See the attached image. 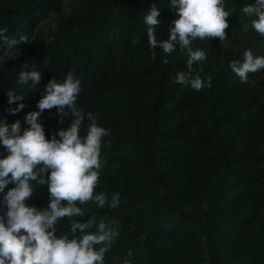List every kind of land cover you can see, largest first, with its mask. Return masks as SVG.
<instances>
[{
  "label": "trees",
  "instance_id": "1",
  "mask_svg": "<svg viewBox=\"0 0 264 264\" xmlns=\"http://www.w3.org/2000/svg\"><path fill=\"white\" fill-rule=\"evenodd\" d=\"M251 2L226 0V40L192 41L207 54L193 68L212 84L197 91L175 82L178 71H187L184 51L156 48L153 57L147 43L143 17L153 3L160 8L157 39L167 38L175 16L169 0H0V27L17 38L12 48L25 54L10 62L7 47L0 48V118L26 127L24 116L40 111L43 86L71 71L81 80V136L92 122L88 113L109 130L95 191L109 199L119 192V205L86 202L83 215L58 218V235L68 231L70 220L103 219L120 231L106 264H264V69L241 82L229 67L246 48L264 55V35L242 11ZM49 19L54 28L33 41ZM28 57L41 81L24 86V99L9 105L6 94L20 88L17 75ZM16 103L25 107L9 114ZM71 119L54 107L40 111L38 123L47 139ZM48 202L47 185H37L26 201L38 209ZM95 230V224L88 229Z\"/></svg>",
  "mask_w": 264,
  "mask_h": 264
},
{
  "label": "clouds",
  "instance_id": "2",
  "mask_svg": "<svg viewBox=\"0 0 264 264\" xmlns=\"http://www.w3.org/2000/svg\"><path fill=\"white\" fill-rule=\"evenodd\" d=\"M225 3L226 0H169L168 7L174 10L175 16L166 39H157L153 27L160 24L157 19L160 8L154 3L148 8L143 19L151 55L156 56V48L167 54L179 47L188 57L187 71H178L175 82L197 91L212 86L210 76L202 77L193 68L207 58L205 50L191 45L197 37L226 40L225 18L230 13ZM242 11L252 17L253 30L264 35V0H252ZM7 32L6 26L0 27V48L7 47L10 59L14 58L16 50L12 45L17 43V38L9 37ZM18 39L25 43L28 40L25 35ZM163 62H168L167 57ZM24 65L27 69L28 65ZM229 67L241 82H246L249 73L264 69V55H256L251 48H246L242 59L230 61ZM25 69L17 75L16 83L20 88H11L6 94L9 105L24 99V86L35 87L41 81L35 65L31 70ZM43 89L45 94L38 100L37 109L55 107L58 114L72 119L46 139L44 127L38 123L40 111L28 112L23 128L20 120L8 124L6 118H0V207L4 209L0 215V264H106L105 254L120 235L119 228L112 222L70 220L68 231L59 235L55 225L58 218L83 215L81 205L89 201L98 208L119 205V192L112 193L109 199L105 192L95 191L102 167V138L109 135V130L88 113L87 119L92 122L81 136L85 114L76 104L81 80L71 71L63 80L50 78ZM64 106H68L67 110ZM24 107L23 103H16V107L6 111L15 115ZM59 122L64 124V119L59 117ZM37 185H47L49 202L45 208L26 203ZM94 224L96 230L88 231ZM127 256L132 257L133 250L129 249ZM121 264H132V261L124 259Z\"/></svg>",
  "mask_w": 264,
  "mask_h": 264
},
{
  "label": "rangeland",
  "instance_id": "3",
  "mask_svg": "<svg viewBox=\"0 0 264 264\" xmlns=\"http://www.w3.org/2000/svg\"><path fill=\"white\" fill-rule=\"evenodd\" d=\"M66 2L68 3V0H66ZM54 28V24L52 23V19H49L47 21H45L43 24H41V26L38 28L35 37L33 38V41L35 42H41L44 39H46L47 34L49 33V31H51ZM25 54H23L21 51L16 50L15 51V55L14 58H10L9 59V54L7 56H5V58L10 61V62H14L17 60L18 57L20 56H24ZM35 62V59L33 57H28L26 60V64L28 66L32 65V63Z\"/></svg>",
  "mask_w": 264,
  "mask_h": 264
}]
</instances>
